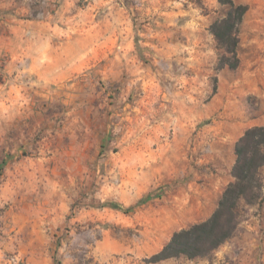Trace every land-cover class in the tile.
Returning <instances> with one entry per match:
<instances>
[{"label":"rangeland","instance_id":"1","mask_svg":"<svg viewBox=\"0 0 264 264\" xmlns=\"http://www.w3.org/2000/svg\"><path fill=\"white\" fill-rule=\"evenodd\" d=\"M233 1L239 65L216 69L219 0H0V264H155L212 213L264 124V0ZM246 209L159 264H264V201Z\"/></svg>","mask_w":264,"mask_h":264},{"label":"trees","instance_id":"2","mask_svg":"<svg viewBox=\"0 0 264 264\" xmlns=\"http://www.w3.org/2000/svg\"><path fill=\"white\" fill-rule=\"evenodd\" d=\"M219 1L225 5V12L208 28L218 49L216 69H235L239 65V26L248 6L233 0ZM234 154L235 159L230 171L232 180L223 189L212 213L204 220L173 231L169 240L158 251L145 258V262L155 263L180 256L188 259L208 256L235 234L244 219L247 206L262 204L264 124L246 128L234 143ZM108 205L120 208L119 204L114 202Z\"/></svg>","mask_w":264,"mask_h":264},{"label":"crops","instance_id":"3","mask_svg":"<svg viewBox=\"0 0 264 264\" xmlns=\"http://www.w3.org/2000/svg\"><path fill=\"white\" fill-rule=\"evenodd\" d=\"M43 56H44V58H48V56H49V52L48 51H46V50H44L43 52ZM19 57V56H18ZM67 58V57H66ZM60 59V58H59ZM58 58H56V59H52L51 61H48V60H44V63L43 62H41V64H44V65H47L48 67H55V66H57V63L59 62L58 60H59ZM65 61V60H64ZM63 60L61 61V62H64ZM66 62V61H65ZM11 63V62H10ZM264 201V200H263ZM249 256V255H248ZM199 259V258H198ZM164 260H161V261H158V262H155V264H159V263H161V262H163ZM197 260H193V264H194V262H196ZM196 264H199V263H196Z\"/></svg>","mask_w":264,"mask_h":264},{"label":"clouds","instance_id":"4","mask_svg":"<svg viewBox=\"0 0 264 264\" xmlns=\"http://www.w3.org/2000/svg\"><path fill=\"white\" fill-rule=\"evenodd\" d=\"M193 12H195V9L193 10ZM181 15H183V13H181Z\"/></svg>","mask_w":264,"mask_h":264}]
</instances>
